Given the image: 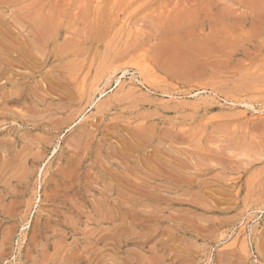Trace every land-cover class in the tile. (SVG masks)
Wrapping results in <instances>:
<instances>
[{"label": "rangeland", "instance_id": "374dc122", "mask_svg": "<svg viewBox=\"0 0 264 264\" xmlns=\"http://www.w3.org/2000/svg\"><path fill=\"white\" fill-rule=\"evenodd\" d=\"M0 264H264V0H0Z\"/></svg>", "mask_w": 264, "mask_h": 264}, {"label": "bare ground", "instance_id": "6f19581e", "mask_svg": "<svg viewBox=\"0 0 264 264\" xmlns=\"http://www.w3.org/2000/svg\"><path fill=\"white\" fill-rule=\"evenodd\" d=\"M123 74V73H122ZM122 76V75H121ZM119 78V77H118ZM117 81V85L116 86H118L120 83H119V81L118 80H116Z\"/></svg>", "mask_w": 264, "mask_h": 264}]
</instances>
